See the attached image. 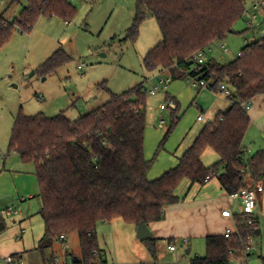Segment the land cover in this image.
Here are the masks:
<instances>
[{
  "label": "trees",
  "instance_id": "1",
  "mask_svg": "<svg viewBox=\"0 0 264 264\" xmlns=\"http://www.w3.org/2000/svg\"><path fill=\"white\" fill-rule=\"evenodd\" d=\"M19 1L12 0L10 7ZM246 5L247 0H138L128 39L135 42L141 24L149 18L157 21L162 34V41L144 59L146 70L168 72L172 81L186 76L213 81L216 93L225 84L232 93L229 99L236 102L231 110L206 124L178 166L157 180L148 178L153 162L146 160L144 152V84L122 95L110 93L106 104L76 122L64 112L53 118L42 114L18 116L9 152L35 166L39 215L45 224L37 251L43 257L46 251L53 252L61 236L77 233L81 250L78 264H95L94 253L100 250L98 224L122 219L135 227L141 223L149 227L161 222L164 209L179 202L176 192L185 180L204 186L218 179L229 195L264 181V152L246 158L244 148L251 126L246 104L264 95V39L246 44L240 56L228 64L211 60L201 73L192 70L199 52H207L235 33V25L246 14ZM76 13L71 0H27L13 22L7 18V11L0 12V49L10 42L15 29L29 34L41 17H59L68 23ZM67 61L68 56L59 50L42 67L43 73L54 72ZM178 111L176 106L163 143L179 123ZM208 149L219 158L211 167L202 161ZM236 225L237 233L230 239L207 237L206 255L194 258L191 264H233V260H240L250 239L256 241L260 231L257 219V230L242 216L236 217ZM6 230L0 211V235ZM143 243L157 264L159 240L152 237ZM54 257L45 258L43 264Z\"/></svg>",
  "mask_w": 264,
  "mask_h": 264
},
{
  "label": "rangeland",
  "instance_id": "2",
  "mask_svg": "<svg viewBox=\"0 0 264 264\" xmlns=\"http://www.w3.org/2000/svg\"><path fill=\"white\" fill-rule=\"evenodd\" d=\"M256 1L247 0L246 10H250ZM11 2L0 0V12L7 11V18L13 22L27 6V0H20L10 7ZM71 3L77 13L68 23L59 17H41L29 34L15 29L10 42L0 49V172L3 167L6 170L0 183V209L6 212L12 208L33 217V231L26 238L28 247L33 244V236L35 242L43 229L36 215L41 200L39 197L31 200L29 194L22 191L19 197L21 183L16 182V187L13 180L20 174L23 186L30 189L33 187L31 180L35 179L38 190L34 164L24 163L18 154L9 152L18 116L42 114L53 118L64 112L71 122H76L106 104L110 93L122 95L144 84L147 91L144 152L145 158L153 162L152 167L157 168L176 162L200 130L214 121L228 103L220 92L192 85L188 76L172 81L166 72L149 73L146 70L144 59L162 41V34L157 21L149 18L141 24L137 40L128 39L138 0H71ZM257 13L255 31L259 38V33H264V14L260 10ZM249 17L245 14L235 25L234 34L211 46L206 52L208 60L226 64L238 58L246 41L253 37L246 31ZM59 50L69 61L58 70L44 74L42 67ZM79 66L83 69L79 70ZM154 88L157 90L151 94ZM176 106H179V123L163 143L172 126ZM200 116L205 118L204 122L198 121ZM255 135L256 130L251 128L248 138ZM249 185H252L250 181ZM7 223L6 232L0 236V259L6 257L7 252L16 250L20 243L10 218ZM55 248L60 250V244ZM66 248L71 257L81 256L77 233L69 236ZM202 249L206 255V246ZM46 253L50 254L51 250ZM59 257L62 261L68 258L62 250ZM252 257L258 259L257 253Z\"/></svg>",
  "mask_w": 264,
  "mask_h": 264
},
{
  "label": "crops",
  "instance_id": "3",
  "mask_svg": "<svg viewBox=\"0 0 264 264\" xmlns=\"http://www.w3.org/2000/svg\"><path fill=\"white\" fill-rule=\"evenodd\" d=\"M254 4L251 6L252 11H250L251 9L247 10L246 14L250 16L249 19H247L248 22L253 16H256V19L258 18L257 12L259 9H255ZM256 27L257 26L255 25L254 29H250L248 26L246 31L253 34L252 39L259 40L260 37L256 38ZM261 34L262 32L259 33V35ZM252 39L247 40L246 44L251 43ZM223 49L227 52L224 47ZM234 60L235 59L232 61ZM232 61H229L226 64ZM227 102L225 110H221L219 113H225L231 110L232 106L236 103L229 98H227ZM248 114L251 118V126L249 130L254 128L256 130V135L253 138H248L249 130L247 131L244 139L246 158H249L260 151L264 152V95L251 101ZM196 138L193 140L192 145ZM192 145L182 152V155L177 158L176 162L162 165V167H152L148 174L149 180H157L166 172L176 168L181 157L192 147ZM202 161L206 167H211L219 161V158L213 150L208 149L203 154ZM3 172H6L5 167H3L0 172V176L5 174ZM3 176L0 177V183L3 180ZM21 178L23 177L20 174H16L15 178H13L16 187V182L22 184V186L19 184V189L17 188L19 197L23 192L29 194L31 200L36 197L38 198L39 187L37 190L35 179L31 180L33 187L29 189L27 185L26 188L25 185L23 186ZM262 183L264 185V181H262ZM176 195L179 202L167 206L164 209V219L159 223L149 226L153 237L159 240L157 264H191V261L194 258L205 256L202 248L203 246H206L207 237L224 236L227 231H231L235 234L237 233L236 217L242 212L241 203L239 201H232L229 198V194L222 188L218 179H213L204 186L193 185L185 180L178 188ZM40 210L41 206L39 212ZM227 210L232 211V218L223 217V212ZM0 211L2 212L7 225V219L10 218L11 223L14 225L13 229L16 230V238L20 242L17 244L18 247L16 250H11L5 254L6 257L20 255L26 264H43L45 258L49 259L53 254L59 256L61 246L60 250L59 248H54L53 252L51 251L50 254L45 252L44 257L37 251L39 242L42 240L45 233V224L39 215V212L36 215L40 218L43 229L35 238V242L33 236V244L28 247L26 244V238L30 236L28 234L33 231L35 224L33 217H27L22 212L12 214L4 212L1 209ZM255 216L259 224L260 236L254 243L253 255L257 253L258 259H253L252 257V263L250 262V264H264V193L258 197ZM96 233L99 247L107 255L105 264H155L147 247L143 241L138 238L137 227L134 225L127 224L122 219H115L107 224H98ZM68 239L69 237L66 242ZM170 240H172V242H169ZM185 241L187 242L186 244ZM170 246H175L176 251L169 250ZM181 251L185 253L184 255L186 256H184ZM64 256L65 258L71 257L68 251ZM170 258L172 260H170Z\"/></svg>",
  "mask_w": 264,
  "mask_h": 264
},
{
  "label": "built area",
  "instance_id": "4",
  "mask_svg": "<svg viewBox=\"0 0 264 264\" xmlns=\"http://www.w3.org/2000/svg\"><path fill=\"white\" fill-rule=\"evenodd\" d=\"M254 8L259 9L264 13V0H257L254 4ZM246 13H247V11H246ZM255 19H256V16H253L251 18V20H249L248 26L250 27V29H254ZM263 39H264V33H262L260 35L259 40H263ZM256 41H258V40L252 39L251 42H256ZM193 61H194V66L192 69L193 72L201 73L202 71H204L206 69L205 66L208 63V60L206 58V52H199L194 57ZM82 69H83V67L79 66V70H82ZM190 82L192 85L198 86L201 89L213 90V86H214L213 81H210V82L200 81L198 77H190ZM166 85H167V83H166ZM156 90H157V88H154L151 91V94H154L156 92ZM219 92L222 95H224L226 98H229L232 95L231 91L229 90V88L225 84H222L220 86ZM250 106H251V102L246 104L247 109H249ZM161 109L165 110V106H162ZM198 121L204 122V117L200 116L198 118ZM263 193H264V185L262 182H258L256 184H254L252 187L242 190L238 194L229 195V198L232 201H239L241 203L242 212L239 216L245 217L248 221V225L250 227H254V229H256V230H257V227H255V220L257 218L255 216V209L257 206L258 197H259V195H261ZM6 212L12 213V214L18 213V211L14 210L12 208L7 209ZM222 215L225 218H232L233 217V213L230 210L223 212ZM234 234L235 233H233L231 231H227L224 236L226 239H230ZM66 240H67V238L64 235L61 236L59 239V244L61 246V250L63 251L64 255L67 254ZM186 243L187 242L185 241V244ZM254 243H255V240L250 239L249 246L245 247V249L243 251L242 258L240 260H233L232 263L250 264V262L252 260V256H253ZM169 250L176 251V247L170 246ZM94 255H95V259H96L95 264H105V261L107 259V255L101 249L99 251H95ZM0 264H26V263L20 255L19 256L13 255V256H7V257L0 259ZM48 264H73V257H68L65 261H62L59 256H55L53 259L50 260V262Z\"/></svg>",
  "mask_w": 264,
  "mask_h": 264
},
{
  "label": "water",
  "instance_id": "5",
  "mask_svg": "<svg viewBox=\"0 0 264 264\" xmlns=\"http://www.w3.org/2000/svg\"><path fill=\"white\" fill-rule=\"evenodd\" d=\"M137 235L141 241H148L153 237L150 228L144 223L139 224L137 227ZM74 261L76 264L79 263V259L77 257L74 259Z\"/></svg>",
  "mask_w": 264,
  "mask_h": 264
}]
</instances>
